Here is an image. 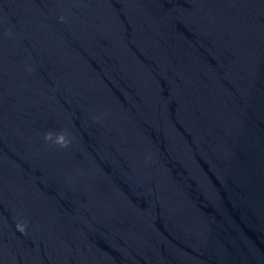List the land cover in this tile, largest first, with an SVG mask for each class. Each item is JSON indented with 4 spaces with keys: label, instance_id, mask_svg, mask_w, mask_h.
<instances>
[{
    "label": "clouds",
    "instance_id": "clouds-1",
    "mask_svg": "<svg viewBox=\"0 0 264 264\" xmlns=\"http://www.w3.org/2000/svg\"><path fill=\"white\" fill-rule=\"evenodd\" d=\"M44 139L46 141H53L56 145L60 147H66L67 144L69 143L68 140L66 139V135L64 133H58L55 135V139L53 140V134L51 132L46 133ZM17 229L23 233L25 231V225L23 224H17Z\"/></svg>",
    "mask_w": 264,
    "mask_h": 264
}]
</instances>
